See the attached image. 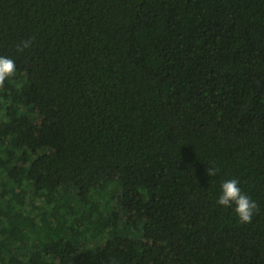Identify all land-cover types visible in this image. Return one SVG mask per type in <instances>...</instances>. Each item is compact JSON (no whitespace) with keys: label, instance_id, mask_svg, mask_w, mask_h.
Returning a JSON list of instances; mask_svg holds the SVG:
<instances>
[{"label":"trees","instance_id":"trees-1","mask_svg":"<svg viewBox=\"0 0 264 264\" xmlns=\"http://www.w3.org/2000/svg\"><path fill=\"white\" fill-rule=\"evenodd\" d=\"M0 56V264H264V0H0Z\"/></svg>","mask_w":264,"mask_h":264},{"label":"clouds","instance_id":"clouds-1","mask_svg":"<svg viewBox=\"0 0 264 264\" xmlns=\"http://www.w3.org/2000/svg\"><path fill=\"white\" fill-rule=\"evenodd\" d=\"M29 44L30 41L24 42L23 48L29 47ZM16 72V61L10 57L0 56V85L13 77ZM216 171L212 169L208 175L213 176ZM215 204L218 208L230 209L240 224L251 223L258 210L257 201L242 191L238 178L226 179L219 185Z\"/></svg>","mask_w":264,"mask_h":264},{"label":"rangeland","instance_id":"rangeland-1","mask_svg":"<svg viewBox=\"0 0 264 264\" xmlns=\"http://www.w3.org/2000/svg\"><path fill=\"white\" fill-rule=\"evenodd\" d=\"M43 202H44V201H40V200H38V202H37V206H38V207H41V206L43 205ZM47 203H48V202H47ZM48 207H50V206H48ZM48 207H47V208H48ZM98 207H99L100 209L97 208V210H98L99 213L102 215L103 212H105V211H109V207L112 208V205L107 206L108 208H104L105 205L103 206V204H99ZM49 209H50V208H49Z\"/></svg>","mask_w":264,"mask_h":264}]
</instances>
